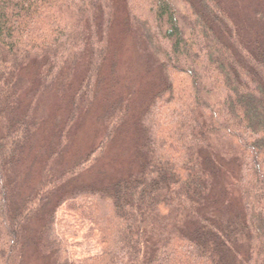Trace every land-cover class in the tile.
<instances>
[{
  "label": "trees",
  "instance_id": "obj_1",
  "mask_svg": "<svg viewBox=\"0 0 264 264\" xmlns=\"http://www.w3.org/2000/svg\"><path fill=\"white\" fill-rule=\"evenodd\" d=\"M122 5L161 75L138 120L139 168L65 189L104 156L126 118L119 109L95 149L68 174L46 170L26 197L40 104L83 73L68 124L93 105L118 3L0 0V264H23L38 218L36 243L53 264H264V19L251 28L228 0ZM31 66L36 88L23 81ZM219 152L237 163L240 193L239 208L222 217L208 205Z\"/></svg>",
  "mask_w": 264,
  "mask_h": 264
},
{
  "label": "rangeland",
  "instance_id": "obj_2",
  "mask_svg": "<svg viewBox=\"0 0 264 264\" xmlns=\"http://www.w3.org/2000/svg\"><path fill=\"white\" fill-rule=\"evenodd\" d=\"M116 1L118 11L111 32L109 57L102 70L93 105L82 113L75 124H68L72 96L83 73L75 77L72 89L47 95L40 104L41 129L22 171L21 190L26 197L38 188L46 170L59 169L61 173L68 174L95 149L105 137L108 118H112L119 109L125 110L126 118L104 156L92 168L69 179L65 189L108 184L127 177L139 168L142 138L138 120L160 87L161 75L158 70L150 68L145 45L138 34L125 25L123 0ZM228 1L237 18L251 28L262 27L258 18L262 16L264 19V0ZM36 80V69L31 66L24 72L23 81L36 88ZM215 158L217 162L213 164V169L218 174L208 205L215 215L222 217L224 212H233L240 206V193L236 186L238 165L233 157L221 152ZM41 225V220L36 219L26 233L23 264H53L51 257L44 255L36 243Z\"/></svg>",
  "mask_w": 264,
  "mask_h": 264
}]
</instances>
